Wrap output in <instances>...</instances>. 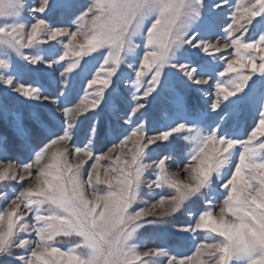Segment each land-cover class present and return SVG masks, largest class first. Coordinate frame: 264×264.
Listing matches in <instances>:
<instances>
[{
	"label": "snow or ice",
	"instance_id": "1",
	"mask_svg": "<svg viewBox=\"0 0 264 264\" xmlns=\"http://www.w3.org/2000/svg\"><path fill=\"white\" fill-rule=\"evenodd\" d=\"M51 13L71 27L49 23ZM167 69L183 83L166 101L169 124L187 116L194 89L206 105L199 118L216 114L210 130L180 122L150 131ZM25 74L50 77L56 94ZM13 94L33 103L21 110ZM242 109L258 118L245 139L229 138L223 129ZM102 140L110 146L94 151ZM0 157V264H264V212L239 187L254 180L264 196V0H0ZM11 182L22 188L10 198ZM144 189L163 194L148 200ZM178 213L191 217L175 233L192 237V252L141 250L140 230L171 227ZM249 217L260 224L253 236L237 231ZM201 230L222 239L201 242ZM57 237L75 246L62 251Z\"/></svg>",
	"mask_w": 264,
	"mask_h": 264
},
{
	"label": "rangeland",
	"instance_id": "2",
	"mask_svg": "<svg viewBox=\"0 0 264 264\" xmlns=\"http://www.w3.org/2000/svg\"><path fill=\"white\" fill-rule=\"evenodd\" d=\"M75 2L81 6H84L89 2V0H75ZM28 3L39 4V0H28ZM24 15H27V13H25ZM48 20L49 23H51L54 26L71 27V24L67 19V17H61L58 13H51L50 15H48ZM150 20L151 18L145 21V27L150 23ZM98 57H99V53L93 54V56L85 58L86 63H84L83 66L85 69H87V71L80 73V75H78L77 79L74 81L73 84L74 96L78 94L83 95L82 89L84 87L86 79L90 78L92 71H94L99 66L100 60ZM17 63L20 62L18 61ZM17 78L19 79L20 77L18 76ZM23 79L24 82H36L38 84H41L44 88H46V94H52V95L56 94L55 84L50 77H41L38 74H25ZM253 79L256 80L258 78L254 77ZM251 83L252 82L250 81L249 84ZM181 88H183L182 79L179 77L178 74L174 73L171 69H167L162 77V83L160 85V88L158 89L160 95L156 96V98L152 101V104L149 109V114H150L149 127L151 132L166 130L168 126H175V123H180V122H185L189 125L197 124L203 131L210 130L209 126L214 125L217 118L215 113H210L203 119L199 118L198 114L206 110V105L204 102V98H202L201 94L196 92L194 89H188L185 92V95L187 97L190 106V110L187 116L181 114L175 118V123L169 124L170 107L166 101L173 92L180 91ZM247 91L248 89H245V92ZM9 99L11 100V102L17 103L18 106L21 108V110L26 109L29 106V104L33 103V102H24L22 98L20 100H16L14 94L11 97H9ZM49 107L51 106L49 105ZM257 118H258V112L254 113L253 111H251V109H242L237 117L230 119L229 124L227 125V127H224L223 131L229 138L245 139L248 133L251 131L252 127L254 126L255 120ZM87 124L88 121L84 120L81 129L87 126ZM80 138L82 139V141H84V135H79L77 137V143L81 141ZM172 141L176 144L178 153H183L184 151H187L185 149V146L187 145V141L184 140L177 141L175 137L172 138ZM81 146H83V144H81ZM108 146L110 145L107 142H104L102 146L98 144L95 145L93 150L99 152L102 150H106ZM236 151H238V149ZM149 152H151V150H149ZM257 162L258 163L261 162L259 157H257ZM73 163H75V160L73 161ZM105 163L108 162L106 161ZM86 166L87 165H85V167ZM259 175L264 176V172L259 173ZM97 187L101 188L102 191V189L106 188V185L104 184L98 186L93 185L92 190H95V188ZM239 187L241 193L249 198V204H251L255 209L264 212V196H261L260 200L256 199V196L260 194L259 193L260 185L253 180L251 183L245 181L244 183L239 185ZM21 188L22 185H19L15 182H11L9 187L7 189H4L3 191L9 194V197L11 198L12 196L16 195V193L19 190H21ZM254 189L256 190L255 192H253ZM161 194L163 193L156 192L154 195L149 196L147 190L146 189L143 190V196L145 199L148 200L158 199ZM85 195H87L89 199L92 198L91 191L89 190V186L86 182H85ZM136 206L139 207L140 205H136ZM2 207H4V202L0 201V208ZM96 208L99 209L100 211H103L102 206L100 205H97ZM29 219H31V217H29ZM227 219L228 221H231L232 217L229 216ZM190 221H191V217L189 215L184 213H178L175 219L173 220V224L171 227L162 228L157 226H148L146 228L141 229L136 238V243L141 245V250L143 249V246L146 245L147 247L150 248L151 247L167 248L177 256L190 254L194 247L192 237L188 233H183L182 234L183 239L178 240L177 234L175 233L176 231H178L180 226L186 225L190 223ZM210 223L213 227L221 228L222 226H228L229 230H231L230 225H220L217 224L215 221H212ZM258 228H260V224L254 217H249L248 222L243 225H237L238 232L248 233V235L250 236L255 235L256 229ZM174 238L176 244L173 245L168 244V242L170 241H172L173 243ZM213 238L217 240L222 239L219 237H215V234H210L203 230L198 232V240H200L201 242L205 240H211ZM75 239H76L75 237H57L56 242L62 251H66L69 248L75 246ZM18 251L20 252L21 255L25 254L23 250H18ZM15 264H20V261H16ZM66 264H74V260L69 259L68 261H66Z\"/></svg>",
	"mask_w": 264,
	"mask_h": 264
},
{
	"label": "trees",
	"instance_id": "3",
	"mask_svg": "<svg viewBox=\"0 0 264 264\" xmlns=\"http://www.w3.org/2000/svg\"><path fill=\"white\" fill-rule=\"evenodd\" d=\"M86 128H87V126H85V127H83L82 128V130H81V133H80V135H83V132H84V130H86ZM80 140L82 141V139L80 138ZM81 141H79V143L81 142ZM104 142H106V141H100L99 143H98V145H100V146H102V144L104 143ZM25 161H27V158H25V157H21L20 158V160L19 161H17V162H25ZM160 242V241H159ZM158 242V243H159ZM171 242V243H170ZM170 242H168V244H170V245H173V244H176V242H175V238L173 239V243H172V241H170ZM175 242V243H174ZM167 244V243H166Z\"/></svg>",
	"mask_w": 264,
	"mask_h": 264
}]
</instances>
